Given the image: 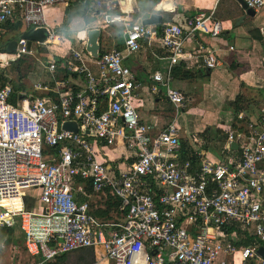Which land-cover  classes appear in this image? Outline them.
<instances>
[{
  "label": "built area",
  "instance_id": "built-area-1",
  "mask_svg": "<svg viewBox=\"0 0 264 264\" xmlns=\"http://www.w3.org/2000/svg\"><path fill=\"white\" fill-rule=\"evenodd\" d=\"M79 1L91 4L100 25L123 27L124 50L100 54L94 73L84 37L66 59L49 62L51 74L60 69L83 79L79 90L66 81L55 87L34 84L35 90L58 94L56 101L32 96L24 84L19 92L12 85L0 89V231L13 237L16 215L21 216L24 248L38 259L20 264H52L62 255L97 246L104 247L113 264H264L259 253L264 246V117L249 123V133L240 128L228 133L229 143L241 149L232 167L200 154L196 165L184 160L177 119L187 99L171 87V71H156L152 77L166 88L176 113L158 132L153 122L139 118L135 102L140 85L125 64V52L138 53L145 39L150 43L160 33L143 24V10L133 0ZM241 1L256 13L264 8V0ZM68 2L0 0V26L21 12L27 28L46 31L43 46L60 45L63 34L47 16ZM224 30L214 11L198 12L184 26L166 23L160 43L172 66L198 59L212 71L221 64L217 51L198 32L215 38ZM189 38L198 43L194 54L185 49ZM31 54L27 40L20 38L15 52L0 53V62L7 66ZM153 91L159 90L154 86ZM15 96L24 98L15 104ZM67 122L78 131L64 129ZM116 146L127 152L118 167L105 151ZM79 181L119 201L122 219L101 221L92 215L90 203L79 200V193L88 197ZM27 189L38 192L40 211L27 210ZM17 199L20 209L13 205ZM6 248V239H0V259Z\"/></svg>",
  "mask_w": 264,
  "mask_h": 264
},
{
  "label": "crops",
  "instance_id": "crops-1",
  "mask_svg": "<svg viewBox=\"0 0 264 264\" xmlns=\"http://www.w3.org/2000/svg\"><path fill=\"white\" fill-rule=\"evenodd\" d=\"M161 1L133 0V4L134 2L139 4L143 10L142 21L149 19L154 13L162 17L160 23L153 24L160 33L158 38L150 43L148 39H145L143 48L138 53L127 55L125 52V64L131 69L133 77L140 85L139 97L135 102L139 118L145 123L153 122L158 132L165 129L175 118V109L166 97V88L153 82L152 79L154 72L170 70L171 87L181 91L187 99V107L179 112L177 119L184 160L196 165L201 156V158L232 167L240 159L241 149L238 143H229L228 133L239 128L249 133V123H258L264 117V8L252 17L246 15L236 0H164L162 4L170 3L166 10L160 6ZM150 6L153 8L149 9ZM203 11H214L217 19L224 22L225 30L219 37L213 38L198 32V38L208 48L212 47L217 51L220 66L215 70L207 71L201 67L198 59H188L179 65L172 66L167 51L160 43L162 27L166 23L184 26L186 19ZM244 15L246 18L240 21L239 18ZM47 19L51 25L56 26L58 32L63 34V40L60 45L56 43L50 46H43L42 43L33 41L32 54L29 56L36 60L33 65V76H35L33 78L36 82L32 83V89L24 85L32 96H35L36 92H51L35 90L34 84L38 82L55 87L57 81H66L71 89L79 90L83 83L81 77L70 75L60 69L58 71L61 72L56 71L51 74L47 66L53 59L63 61L69 56L72 48H79V40L84 37L87 39L89 30L99 28L102 31L99 40L100 54L114 48L124 50L123 27L119 24L100 25L97 12L91 4L69 0L67 5L61 4L51 8ZM29 30L21 12L16 14L14 22L0 26V53H3L2 50L11 41L19 40L21 35ZM187 41L186 52L194 54L198 47L197 41L192 38ZM34 45L37 48L34 49ZM86 57L89 67L97 73L98 69L94 64L96 59L88 53ZM2 65L8 66L3 63ZM154 86L159 90L158 92L153 91ZM51 93L55 95V98L48 100L56 101L58 94ZM239 96L242 97L245 108V111L239 113L243 114L242 120L238 119L232 107L229 106V103ZM21 99L22 97L15 96L13 102L16 104ZM183 143H186L189 148L184 150ZM233 144L238 145V148L232 147ZM105 151L108 154L107 158L115 167L126 162L127 152L124 147L116 146L112 150L105 148ZM109 153L113 156H109ZM79 183L88 195L84 197L79 193V200L90 203L92 215L101 221H104L102 218L122 219L118 208L119 201L94 193L88 181H79ZM28 198L27 210L40 211L42 207L38 192L33 190ZM13 205L15 208H21L22 202L17 199L13 201ZM19 237L22 241L18 242L19 239H17L16 246L11 245L10 235L4 229L0 231V239H6L5 250L10 249L9 255L4 257L5 261H1V264L23 263L18 257L21 256L20 248L21 245L24 246V240L22 236ZM97 247L62 255L52 264H109L106 261L112 262L105 258V254L100 257L101 260H96L95 257L99 256ZM25 254L31 259L29 261H38L37 258L30 257L26 250Z\"/></svg>",
  "mask_w": 264,
  "mask_h": 264
},
{
  "label": "water",
  "instance_id": "water-1",
  "mask_svg": "<svg viewBox=\"0 0 264 264\" xmlns=\"http://www.w3.org/2000/svg\"><path fill=\"white\" fill-rule=\"evenodd\" d=\"M238 3L241 5L242 9H244V11L246 12V15L252 16V17L255 16L256 12L254 9L249 8L248 5L244 2H242L241 0H238ZM152 8L153 7L150 6L149 9H152ZM245 18H246V16L244 15V16L240 17L239 20L243 21ZM161 20H162V17L160 15H158L157 13H154L152 15V17L144 20L143 24L144 25L158 24L161 22ZM101 34H102V31L99 28L91 29L87 33L86 51L93 58H98L100 55L101 45H100L99 40H100ZM20 38L26 39L28 42V48L31 49L33 41L43 43V42H45L47 35H46V31L44 29H37V30L31 29V30L23 33ZM17 40L18 39H14L13 41H11L7 45V47L2 50V52L3 53L14 52L16 50V47H17ZM22 98H24V97H22ZM63 127L66 130H73L75 132L78 131L77 125L75 123L67 122L64 124ZM232 147L238 148V145L233 144ZM259 253L261 255H263V257H264V246L260 247Z\"/></svg>",
  "mask_w": 264,
  "mask_h": 264
},
{
  "label": "trees",
  "instance_id": "trees-1",
  "mask_svg": "<svg viewBox=\"0 0 264 264\" xmlns=\"http://www.w3.org/2000/svg\"><path fill=\"white\" fill-rule=\"evenodd\" d=\"M64 28V27H63ZM66 30H68V28H64ZM26 57H24L22 60H20L18 63H13L8 65L7 67H4L2 65V63L0 62V89L5 87L6 85H12L14 90L16 92H19L21 90L24 89V86L20 83L21 81V77H20V67L25 63L24 59ZM58 63L61 62V59H57ZM10 71H14V73L17 75V81L15 82V80L10 76ZM61 71H58V73ZM34 97H40L43 99H54L55 95L51 92H36ZM229 106L232 107L233 113L238 117V114L242 111H245V108L243 106V100L242 97L239 96L237 97V99L231 103H229ZM217 133H221V131H217ZM209 136V135H208ZM183 148L184 150L186 148H189L188 145L186 143H183ZM190 150V149H189ZM57 151V149H56ZM48 151H45V153H47ZM104 221H109L110 219H106V218H102ZM112 220V219H111ZM12 233L14 231V228L11 229ZM22 240L19 239L18 242H21Z\"/></svg>",
  "mask_w": 264,
  "mask_h": 264
},
{
  "label": "rangeland",
  "instance_id": "rangeland-1",
  "mask_svg": "<svg viewBox=\"0 0 264 264\" xmlns=\"http://www.w3.org/2000/svg\"><path fill=\"white\" fill-rule=\"evenodd\" d=\"M112 28V27H110ZM37 48L36 45H34V49ZM44 49V48H42ZM25 63L20 67V77H21V81L20 83L21 84H24L28 89H32V83L33 82H36V79H34L33 77V68H34V63H36V60L34 58H32V56H27L25 59H24ZM35 73V72H34ZM10 76L15 80V82L17 81V75L14 73V71H10ZM33 78V79H32ZM117 154V153H116ZM109 156H113L111 153H109ZM32 189H27L25 191V197H24V204L26 205V208H28V202H29V198L28 196H30L32 194ZM19 236H22V233L20 232V230L17 228V234H16V238L17 239H20ZM10 238L13 239V237L11 236ZM12 239H11V245H14L12 243ZM98 249V253H99V256L95 257L96 260H99L100 257L104 256L105 254V251H104V247L103 246H100V247H97ZM9 248L7 250L4 251L3 255L1 256V261H5V256L9 255ZM20 251H21V256L19 255L18 259H20L21 261H29L31 259H29L26 254H25V249H24V246L21 245V248H20ZM80 251V250H79ZM94 251V250H93ZM101 260V259H100ZM107 263L109 264H112V262L110 261H106Z\"/></svg>",
  "mask_w": 264,
  "mask_h": 264
},
{
  "label": "bare ground",
  "instance_id": "bare-ground-1",
  "mask_svg": "<svg viewBox=\"0 0 264 264\" xmlns=\"http://www.w3.org/2000/svg\"><path fill=\"white\" fill-rule=\"evenodd\" d=\"M168 3V2H167ZM162 7H166L167 5L166 4H162L161 5ZM169 6H167L168 8ZM17 209H20V208H17ZM21 216L19 215H16V218H15V223H14V231H13V239H12V243L15 245L16 241H17V238H16V234H17V228L20 230V232L22 233V238L24 240V244L26 243V234L23 232V230L21 229ZM16 246V245H15Z\"/></svg>",
  "mask_w": 264,
  "mask_h": 264
}]
</instances>
